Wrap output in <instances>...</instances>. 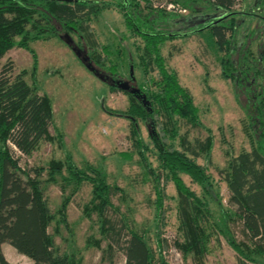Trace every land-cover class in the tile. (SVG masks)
Instances as JSON below:
<instances>
[{
  "label": "trees",
  "instance_id": "obj_1",
  "mask_svg": "<svg viewBox=\"0 0 264 264\" xmlns=\"http://www.w3.org/2000/svg\"><path fill=\"white\" fill-rule=\"evenodd\" d=\"M170 1L177 0H165L168 3ZM204 1L214 9V15L207 17L195 14L192 18L196 17L199 26H193L190 30H207L210 33V41L223 56L219 61L223 76L235 81L238 86L240 81L241 84L254 86L246 97L250 108L248 128L244 131L248 148L240 149L235 154L228 153L224 167L217 170L228 192L226 207L219 204L217 211L210 207L206 196L211 195L214 185L204 166L195 160L207 153L211 135L208 134L202 141L195 139L194 147L184 145L187 141L182 138L184 148L181 150L169 142L176 135L173 115L191 127L200 126L190 94L178 84L175 73L164 67L157 47L158 42L185 35L187 31L176 33L166 27L158 28L161 20L156 22L155 29L153 19L149 20L150 24L146 27L140 26L141 22L136 23L138 18L135 9H131L134 3L121 0L119 8L125 25L144 40L139 50L138 65L146 72L153 64L158 74L157 80L149 79L153 88L148 89L143 86L148 82H137L132 77L126 80L120 78L117 64L107 68L112 76L109 86H115L110 89H121L127 95L129 104L124 115L129 120V133L156 194L154 204L158 229L153 235L155 247L149 245L147 234L142 229L134 226L126 228L124 223L117 227L106 216L108 210L114 209L110 197L117 194L120 188L107 182L102 169L89 164L78 167L69 154L61 161L50 159L46 167L19 164L18 155L30 156L41 141L48 138L52 109L48 96L39 94L34 84L25 81L24 71L13 73L10 61L0 65V245L3 242L11 245L30 259L29 264H80L78 258L58 248L54 236L58 233V225L67 224L65 209L71 195L79 189L80 183L87 182L94 198L91 208L103 228L101 241L105 244L99 251L105 264H113L116 246L123 253L122 264H168L161 256L166 242L160 236L159 229L163 226L159 179L163 177L164 181L172 182L180 197L175 212L177 223L173 243L183 257L190 256L197 263L208 253L210 241L221 237L236 254L239 264H264V0H256L257 7L262 5L260 15L254 12L246 14L256 20L255 37L258 41L260 39L256 52L250 50L247 45L249 42L237 46L235 40L231 41L239 25L235 15H242L233 10L237 0ZM193 5L191 3L190 10L197 11ZM104 7L103 4L88 3L86 0H0V59L11 47H22L30 52L34 69L35 55L27 47L29 40L61 34L68 41V36L74 34L82 40L76 45V52L84 55L88 69L98 75L102 60L100 52L107 54L108 50L107 46L96 43L88 23ZM253 9L254 6L252 11L256 12L257 9ZM156 13L171 17L165 9H158ZM172 20L178 22V19ZM249 33L245 32L243 37ZM85 47L90 49V53ZM96 47L101 51L96 52ZM116 51L121 52L118 61L124 62L125 56L121 57V49L116 48ZM86 54H90V57ZM123 79L128 82L125 89L119 87ZM159 114L164 117L163 121L157 120ZM137 120L148 123L152 129L149 138L156 148L155 172L145 163L143 151L140 150L145 147L139 136ZM169 131L171 134L167 136ZM57 136L60 140L59 133ZM180 174L188 176L190 181L199 186L201 196L184 185ZM43 183L57 184L60 189L61 202L54 211L48 206ZM232 227L238 230L239 239L233 235ZM123 228L126 234L121 239ZM96 246H99V242ZM0 264H10L1 246Z\"/></svg>",
  "mask_w": 264,
  "mask_h": 264
},
{
  "label": "rangeland",
  "instance_id": "obj_2",
  "mask_svg": "<svg viewBox=\"0 0 264 264\" xmlns=\"http://www.w3.org/2000/svg\"><path fill=\"white\" fill-rule=\"evenodd\" d=\"M86 1L105 6L88 23L96 43L107 46L108 50L105 54L98 47L95 48L96 52L101 51L102 56L97 72L100 74L90 71L84 55H78L76 52V45L82 43V40L74 34L68 36V41L61 34L29 40L27 47L35 55L34 69L30 52L22 47H11L0 59V65L10 61L13 73L24 71L25 81L30 85L34 84L36 91L47 95L51 102L52 123L48 126V138L41 141L30 156L17 154L18 162L21 166L26 164L27 167L35 165L46 167L50 159L61 161L69 154L78 167L89 164L102 169L107 182L120 188L118 192L120 195L117 193L110 197L114 209L108 210L106 216L113 220L117 227L124 223L126 228L134 226L142 229L147 234L149 245L155 247L153 235L158 229V216L154 204L156 194L152 181L147 177L146 166L142 164L140 153L129 133V120L124 115L129 104L127 95L121 89H110L115 86H109L112 76L107 72V68L114 63L117 64L116 70L121 74L120 78L126 80L132 77L137 82H148L143 85L148 89L153 88L149 84V79L158 78L157 69L150 64L144 72L138 65L139 50L144 40L125 25L119 8L121 0ZM131 1L134 5L129 8L135 9L134 13L138 18L136 23L141 22L140 26L146 27L150 24L149 20L153 19L155 29L156 22L161 20L158 22V28L166 27L176 33L187 31L185 35H176L158 42L157 47L164 67L175 73L178 84L190 94L191 103L197 109L200 126L191 127L183 119L173 115L176 120V135L169 142L181 150L184 148L182 138L187 141L184 145L194 147L195 139L202 141L208 134L211 135V145L207 153L195 160L204 166L206 174L213 182V191L206 198L210 207L217 211L219 204L226 207L228 196L217 170L224 167L228 153L235 154L240 149L248 148L244 131L248 128L250 108L246 97L254 86L248 87L246 84L245 86L241 84L242 81L238 86L235 81L223 76L219 65L223 56L216 51L210 41V33L207 30H190L193 26H199L196 17L192 18L195 14L207 17L214 15V9L204 0L170 1L169 4H173V7L169 8L165 0ZM191 3L197 11L190 10ZM253 6V10L257 9L256 12L252 11ZM260 7H257L256 0H237L233 7L235 12H241L242 15H235L239 25L235 28V35L231 41L235 40L237 46L249 42L247 45L252 52L259 49L260 39L258 41L255 37L256 20L250 14L254 12L260 15L262 13ZM158 9H165L171 17L158 15L156 13ZM248 12L250 14L246 15ZM172 18L178 19V22H174ZM163 20L166 22H162ZM245 32L251 34L243 37ZM116 48L123 52L121 57L125 56L124 62L118 61L121 52L116 51ZM85 49L90 53L89 48ZM89 55L87 56L90 57ZM127 62L130 63L127 65ZM125 80L119 83L122 89L128 85ZM157 118L159 122L164 120L161 114ZM136 123L145 147V151L140 148L145 163L155 172L157 159L156 148L149 138L151 128L148 123L141 120H137ZM156 131L159 133L157 125ZM170 134L171 131L167 136ZM180 178L184 185L201 196L202 190L190 181L188 176L180 174ZM80 184L79 189L71 195L65 209L67 224L58 225L59 230L54 240L61 251L78 258L80 264H105L99 251L105 244L101 241L103 228L91 208L94 201L91 187L87 182ZM159 187L162 191L163 220V226L159 229L160 236L166 242L161 256L168 264H239L236 254L221 237L210 241L208 253L197 263L190 256L183 257L173 243L177 223L175 212L180 197L172 182L164 181L163 177L159 179ZM44 192L49 208L51 211L56 210L62 198L58 185L48 183ZM232 231L235 238L239 239L238 230L232 227ZM125 234L123 228L121 239ZM97 242L99 246H96ZM1 245L2 253L10 264L31 262L11 245L5 242ZM122 262L123 253L116 246L113 251V264Z\"/></svg>",
  "mask_w": 264,
  "mask_h": 264
},
{
  "label": "built area",
  "instance_id": "obj_3",
  "mask_svg": "<svg viewBox=\"0 0 264 264\" xmlns=\"http://www.w3.org/2000/svg\"><path fill=\"white\" fill-rule=\"evenodd\" d=\"M168 6H167V8H169V7H173V4H167Z\"/></svg>",
  "mask_w": 264,
  "mask_h": 264
},
{
  "label": "crops",
  "instance_id": "obj_4",
  "mask_svg": "<svg viewBox=\"0 0 264 264\" xmlns=\"http://www.w3.org/2000/svg\"><path fill=\"white\" fill-rule=\"evenodd\" d=\"M2 244V243H1ZM1 246V250H2V245H0ZM7 250V249H6ZM10 251V250H9Z\"/></svg>",
  "mask_w": 264,
  "mask_h": 264
},
{
  "label": "water",
  "instance_id": "obj_5",
  "mask_svg": "<svg viewBox=\"0 0 264 264\" xmlns=\"http://www.w3.org/2000/svg\"><path fill=\"white\" fill-rule=\"evenodd\" d=\"M119 87H121L120 85H119ZM122 88V87H121ZM124 88V87H123Z\"/></svg>",
  "mask_w": 264,
  "mask_h": 264
}]
</instances>
